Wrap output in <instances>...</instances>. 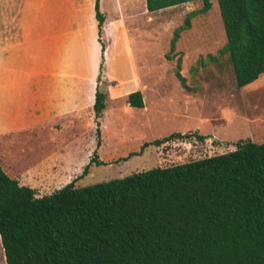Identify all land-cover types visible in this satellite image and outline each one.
<instances>
[{"label": "trees", "instance_id": "obj_1", "mask_svg": "<svg viewBox=\"0 0 264 264\" xmlns=\"http://www.w3.org/2000/svg\"><path fill=\"white\" fill-rule=\"evenodd\" d=\"M101 1L95 7L104 52ZM190 1L146 0V7L155 12ZM203 2L202 12L209 11L212 1ZM218 2L227 41L208 60L227 55L244 87L264 73V0ZM193 15L175 31L172 54ZM103 63L104 55L101 72ZM180 68L179 62L177 75L187 87ZM106 99L99 88L97 119ZM128 102L145 106L140 90ZM193 136L206 138L173 133L145 142L128 158L149 145ZM95 162L104 164L97 152L79 177ZM0 238L8 264H264V142L240 140L226 153L82 187L73 181L41 196L0 164Z\"/></svg>", "mask_w": 264, "mask_h": 264}, {"label": "crops", "instance_id": "obj_2", "mask_svg": "<svg viewBox=\"0 0 264 264\" xmlns=\"http://www.w3.org/2000/svg\"><path fill=\"white\" fill-rule=\"evenodd\" d=\"M95 6L96 0H0V164L21 185L36 189L38 196L80 180L83 166L90 164L95 152L104 162L101 165L109 164L103 151L111 147L102 135L110 118L109 99L124 98L128 111L138 109L128 97L140 90L145 102L140 109L146 110V90L153 92V99L160 100L163 94L159 84L149 89L139 77L134 42L123 20L106 17L103 39L108 35L110 42L103 52ZM114 57L121 66V80L110 74L114 71L107 72ZM99 88L107 91V99L97 119ZM85 122L94 124L92 146ZM22 135H34L44 151L15 170L10 150ZM123 156L128 158L122 155L113 161L132 158ZM95 165L101 166L91 164Z\"/></svg>", "mask_w": 264, "mask_h": 264}, {"label": "rangeland", "instance_id": "obj_3", "mask_svg": "<svg viewBox=\"0 0 264 264\" xmlns=\"http://www.w3.org/2000/svg\"><path fill=\"white\" fill-rule=\"evenodd\" d=\"M211 1L212 7L207 12H202L203 0L151 12L146 8V0H104L106 17L123 20L133 39L139 77L149 89H156L153 83L159 84L163 94L160 100L153 99L150 97L153 92L146 90V110L128 111L124 98L109 99L110 118L102 127V135L111 147L110 151H103L109 164L90 166L88 174L78 181L73 180L76 186L226 153L236 149L240 140L264 142V73L254 82L239 87L227 55L217 62L208 60V55L217 54L227 41L219 2ZM192 12L191 27L182 31L176 53L172 54L170 45L175 31L185 24ZM107 38L108 41L103 39L105 51L110 42L108 35ZM168 54L173 57L169 58ZM105 59L106 56L103 68ZM179 62L187 87L177 75ZM111 71L114 72L110 74L120 79L121 66L115 57L111 58L107 72ZM84 127L92 146L96 141L94 124L85 122ZM190 132L206 138L200 140L193 136L149 145L143 155L135 154L128 161H113L114 157H128L141 151L145 142ZM39 142L34 135H22L15 141L9 156L16 165L15 170H21L24 167L21 165L44 151L39 148ZM85 168L83 166V171ZM0 264H7L1 239Z\"/></svg>", "mask_w": 264, "mask_h": 264}]
</instances>
